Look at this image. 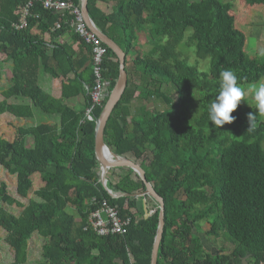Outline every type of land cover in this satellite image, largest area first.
Returning <instances> with one entry per match:
<instances>
[{"label":"trees","instance_id":"obj_1","mask_svg":"<svg viewBox=\"0 0 264 264\" xmlns=\"http://www.w3.org/2000/svg\"><path fill=\"white\" fill-rule=\"evenodd\" d=\"M64 1L80 11L81 0ZM233 1L88 0L96 27L126 54L127 87L107 121L104 141L138 164L164 200L157 264H242L245 255L248 264H264V121L257 109L242 102L232 113L233 123L217 128L209 119L222 71H234L239 85L264 76V61L246 53ZM43 2L0 0V78L4 64L12 74L0 99V169L12 178L0 182V253L3 243L10 264H26L29 243L39 236L45 241L41 264H151L158 204L150 198L157 206L145 215L143 200L149 197L135 196L145 191V184L127 167L108 171L120 172L116 181L107 177V187L128 194L112 197L101 183L95 157L96 120L118 78V58L103 43L107 52L100 73L108 85L104 99L94 104L88 93L96 81L92 46L75 32L74 14L46 9ZM100 2H113L111 12ZM27 6L26 26L17 28ZM139 31L147 35L150 54L137 53ZM67 32L85 48L81 59L71 44L57 42ZM184 41L199 59H209L207 71L178 57L175 47ZM162 56L171 67L161 65ZM129 60L141 70L140 85L130 77ZM43 66L58 72L60 94L39 85ZM169 86L175 99L163 90ZM79 95L85 106L76 114L67 100ZM137 98H166L169 107L142 105L135 113L130 107ZM34 108L51 116L66 114L68 123L61 128L36 124ZM87 109L93 121L86 118ZM250 112L255 114L251 125ZM6 123L20 124L22 132L35 136L36 146L21 150L2 134ZM10 197L20 204L19 215L5 208ZM105 201L129 220L124 234L99 235L90 225L91 213ZM203 223L210 225L205 232ZM204 239L211 245L230 242L234 249L226 253L220 246L213 255Z\"/></svg>","mask_w":264,"mask_h":264},{"label":"rangeland","instance_id":"obj_2","mask_svg":"<svg viewBox=\"0 0 264 264\" xmlns=\"http://www.w3.org/2000/svg\"><path fill=\"white\" fill-rule=\"evenodd\" d=\"M248 1V0H247ZM108 10L111 11V6L108 7ZM232 14L234 15L235 19V26L243 31L246 36V44H245V50L247 55L250 57H256L259 60L264 61V4H251L249 5L246 0H234L233 1V9ZM139 50H138V49ZM136 50L137 53H142L144 55L151 53V46L148 42L146 44L137 46ZM176 52L178 53V57L182 60H186L189 64L196 65L200 70L207 71L209 69V59H199L196 54L194 53L193 49L188 46L186 41L183 42L181 46H177ZM141 51V52H140ZM175 52V53H176ZM135 53H132V56H130V59L135 58ZM158 57V56H157ZM156 57V58H157ZM163 60L160 62L162 66H169L171 67V64H168V61L166 58L162 56ZM128 68L130 77L133 81H135L138 85H140L141 80V70L136 69L133 65L132 60H129L128 62ZM174 69H177L174 67ZM9 71L10 67L7 64L3 65V70L0 78V99H1V91L8 88L11 85L10 78H9ZM140 71V72H139ZM264 82V76L258 81L254 83L249 84H240V86L245 90V97L241 101L244 105L252 108L253 110L256 109L255 102H254V92L255 87L261 83ZM171 87L163 89L168 95H171ZM139 92V89L136 91V95ZM173 95L171 97L173 99L176 98L174 91H172ZM146 105L147 108L155 109V110H163L169 107L167 103V99L160 98V99H153V101H148L143 98L136 99L133 105H131V109L133 112L137 113L139 106ZM35 115L41 116L38 117V124H41L40 122H44L47 117L50 115L41 114L38 110H35ZM261 119L264 121V114H260ZM20 125V124H19ZM19 125H15L14 123H6L2 126L1 132L3 135L8 137L9 139H12L16 141L20 147L21 150H28L36 146L37 140L34 135L26 134L22 132L19 128ZM264 147V143H263ZM111 177V179L114 181L117 180V173H110L107 174V177ZM12 179L8 173L4 172L2 169H0V182L2 180H10ZM108 180V179H107ZM38 185V183H37ZM11 187V186H10ZM14 190L11 192V194H14L15 187H13ZM11 189V188H10ZM15 199L9 198V201L6 202L4 205L5 208L8 211H11L12 213L19 215L21 212V207ZM157 204H155L150 197L148 199L143 200V207L144 209H149L150 211L155 210ZM70 212H74L73 210H70ZM202 230L203 232L207 231V229L210 228V225L208 223L202 224ZM200 237H203V234H199ZM45 241L40 238L39 236H34L33 239L30 241L29 245V260L26 264H41L43 261L42 259V246ZM203 245L206 248L207 251H210L211 254L217 255V248L220 246H224V250L226 253L231 252L234 249V245L230 242L224 241L222 243V240L217 241L215 245H211L206 239L203 241ZM9 250L4 247V244L2 243V251L0 253V264H10L12 261V258L8 257ZM250 257L247 258V261ZM246 261V262H247ZM248 264V262H247Z\"/></svg>","mask_w":264,"mask_h":264},{"label":"water","instance_id":"obj_3","mask_svg":"<svg viewBox=\"0 0 264 264\" xmlns=\"http://www.w3.org/2000/svg\"><path fill=\"white\" fill-rule=\"evenodd\" d=\"M81 15L87 24L88 28L95 32V34L101 39V41L111 49L117 56L119 62V75L116 80V83L102 109V112L99 118L96 120V128H95V157L100 166V180L103 186L107 189V191L112 195V197H120V196H128L127 193H113L107 187V174L108 171L112 168L117 167H127L132 169L143 181L145 184V191L143 193H137L135 196L137 197H145L148 196L156 201L158 204L159 209V223L157 227V233L154 239L152 254H151V264H157V257L159 251V245L164 233L165 227V211H164V200L163 198L155 191L154 187L150 182L146 180L144 170L135 162L131 161L130 159L119 156L114 153L109 146L104 141V130L107 124V121L117 103L122 98L125 89L127 87L128 82V75L126 71V54L125 52L119 47L117 43H115L112 39H110L107 35H105L102 31H100L95 23L89 16L88 12V0H81L80 6ZM145 215L149 216V211L145 210ZM249 255L242 257V264H247L246 260Z\"/></svg>","mask_w":264,"mask_h":264},{"label":"built area","instance_id":"obj_4","mask_svg":"<svg viewBox=\"0 0 264 264\" xmlns=\"http://www.w3.org/2000/svg\"><path fill=\"white\" fill-rule=\"evenodd\" d=\"M43 6L46 9H53L55 11L68 10L70 11V13L75 15V21L73 22L75 26V32L79 34L86 43L92 46V57L94 62L96 81L93 87L88 90V93L94 104H100V102L106 96V87L108 85L105 81H102L100 73V65L102 63L104 55L107 52V48L103 45V42L95 34V32L88 28L81 15V12L70 2L64 0H44ZM27 14L28 6L23 8L21 20L20 23L16 26L17 28L21 29L26 26L25 19ZM85 116L88 120L93 121V117L91 116V109H87ZM89 223L99 235L104 236L108 234H124L129 220L121 219L118 215L117 210L111 207L105 201L103 202L100 209L91 213Z\"/></svg>","mask_w":264,"mask_h":264},{"label":"clouds","instance_id":"obj_5","mask_svg":"<svg viewBox=\"0 0 264 264\" xmlns=\"http://www.w3.org/2000/svg\"><path fill=\"white\" fill-rule=\"evenodd\" d=\"M221 88L219 95L211 103L209 119L217 128L225 124H231L236 119L232 115L245 97V90L237 83V76L232 70H224L220 73ZM254 102L257 111L264 114V82L255 87ZM254 113L247 114L249 124H252Z\"/></svg>","mask_w":264,"mask_h":264},{"label":"crops","instance_id":"obj_6","mask_svg":"<svg viewBox=\"0 0 264 264\" xmlns=\"http://www.w3.org/2000/svg\"><path fill=\"white\" fill-rule=\"evenodd\" d=\"M109 6L113 7V2H111V3L100 2L99 3V7L104 9L105 12H111L108 10ZM46 38H47V36H46ZM57 42H59L61 44H63V43L71 44L72 49L75 51L78 59H81L85 55V48L83 46H81L80 43L72 40L70 32H67L64 35H62L59 39H57ZM146 42H147V35L144 32L139 31L138 32V46H139V48L141 47V45L146 44ZM81 49H84V50H82V53H81ZM8 76H9V78L12 77L11 67H10V71H9ZM72 78H73V74H70L68 79H72ZM38 83L41 87L45 88L46 90H48L52 94H55V95L60 94V86L62 83L61 78L58 77V72L55 71V69L53 67L43 66L40 68ZM67 104H68V108H69L70 112L80 114L83 111L84 106H85V98L82 95H79L76 97H71L67 100ZM35 110H38L41 114H46V113L42 112L41 110H39L37 108L33 109L35 122H36V124H38V122H37L38 117L40 118L41 116L35 115ZM40 123L56 124L59 126V128H61V126L67 125L68 121H67L66 114H62V115H54V116L50 115L49 117L46 118V120L44 122H40ZM119 172L120 171H116L117 174H119Z\"/></svg>","mask_w":264,"mask_h":264}]
</instances>
